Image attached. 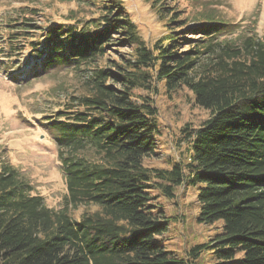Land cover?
<instances>
[{
	"label": "trees",
	"instance_id": "1",
	"mask_svg": "<svg viewBox=\"0 0 264 264\" xmlns=\"http://www.w3.org/2000/svg\"><path fill=\"white\" fill-rule=\"evenodd\" d=\"M78 1L81 15L40 30L29 21L33 6L9 17L15 26L0 64L11 80H22L13 69L27 79L72 67L84 82L74 100L43 118L67 184L63 208L1 162L0 264H182L163 243L169 222L152 190L174 197L184 183L198 189L199 222L222 220L218 237L190 255L213 248L216 264H264V40L225 35L232 24L203 4L189 16L178 0H146L166 28L148 42L124 0ZM112 52L118 56L98 64ZM16 56L26 62L12 65ZM158 82L186 85L211 113L201 126L182 128L191 136L189 163L144 164L163 130L152 96ZM80 204L97 210L76 219L69 208Z\"/></svg>",
	"mask_w": 264,
	"mask_h": 264
},
{
	"label": "rangeland",
	"instance_id": "2",
	"mask_svg": "<svg viewBox=\"0 0 264 264\" xmlns=\"http://www.w3.org/2000/svg\"><path fill=\"white\" fill-rule=\"evenodd\" d=\"M124 4L148 42L165 32V20L159 17L151 2L124 0ZM202 4L232 24L231 33L225 35L243 37L255 32L264 40V0L177 1V7L185 10L189 16L202 10ZM28 5L36 9L29 13V21L36 23L37 30L52 21L69 22L72 14H82L84 6L78 0H0V50L4 49V37L15 26L11 25L15 21L9 20V17ZM85 10L91 11L89 8ZM120 50L125 52L129 49ZM116 56L118 54L115 52L105 55L98 64L106 65L108 58ZM19 62H26V58L16 56L12 65ZM13 72L20 73L22 80H11L7 76V69L0 64V167L1 162L9 160L18 168L21 177L31 182L33 193L42 195L51 207L63 208L67 184L60 166L58 146L43 124V118L74 100L72 95L83 91L84 76L72 67L50 69L40 77L27 79H24L27 74L23 68L19 71L13 69ZM152 96L163 130L156 153L145 157L144 164L169 168L178 160L189 163L191 136L182 128L201 126L210 117V111L197 104L194 93L186 85L168 90L163 82H158ZM86 155L98 158L93 150L86 151ZM197 191L196 186L187 183L176 187L174 197L152 190L155 196L153 201L164 211L162 219L169 222L167 231L162 235L163 243L166 249L183 259L182 264H216L213 248L204 249L194 258L190 255L191 248L196 244L216 239L222 226V220L211 223L198 221L200 203ZM95 210L96 204H80L70 207L69 213L79 219L84 213Z\"/></svg>",
	"mask_w": 264,
	"mask_h": 264
}]
</instances>
